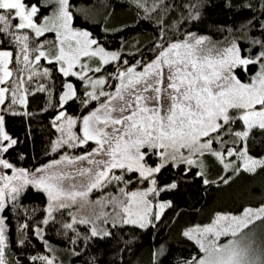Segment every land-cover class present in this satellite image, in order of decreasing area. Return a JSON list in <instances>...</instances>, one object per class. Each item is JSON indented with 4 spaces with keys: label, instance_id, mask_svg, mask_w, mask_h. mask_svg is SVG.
<instances>
[{
    "label": "snow or ice",
    "instance_id": "snow-or-ice-1",
    "mask_svg": "<svg viewBox=\"0 0 264 264\" xmlns=\"http://www.w3.org/2000/svg\"><path fill=\"white\" fill-rule=\"evenodd\" d=\"M130 3L136 26L152 35L130 41L122 34L135 28L106 19L103 33L121 34L113 50L81 25L99 21L80 0H0V264H127L133 240L116 233L156 229L174 207L162 193L264 174V0ZM209 6L232 12L231 22L211 34L193 31ZM40 95L42 111L52 110L58 135L50 152L59 158L29 170L10 162L21 140L8 125L30 121ZM32 188L46 194V207L34 226L20 224L16 246L22 251L36 237L45 254L24 260L10 246L8 213L20 214ZM24 211L34 218V209ZM57 223L66 244L60 254L45 234ZM179 236L193 253L174 256L161 243L149 264H264V202L216 212ZM113 239L123 245L109 261L98 242Z\"/></svg>",
    "mask_w": 264,
    "mask_h": 264
},
{
    "label": "trees",
    "instance_id": "trees-1",
    "mask_svg": "<svg viewBox=\"0 0 264 264\" xmlns=\"http://www.w3.org/2000/svg\"><path fill=\"white\" fill-rule=\"evenodd\" d=\"M80 3L81 6L90 7L89 16L93 20L99 21L97 26H93L82 20L81 25L89 27L95 35L106 39L107 46L111 49L119 47L121 34L103 33L102 29L106 19L109 27L127 24L129 28H135V31H125L122 34L130 41L143 40L152 35L150 28L145 27L144 24L137 27L134 23L136 9L130 0H80ZM213 3L220 4L221 0H213ZM109 13L111 15H108ZM231 20L232 12L209 6L203 12L202 22L192 27V30L201 34H211L216 25H225ZM46 106L43 95L37 96L31 100L30 110L34 115L30 121L26 117L13 118L9 123L10 134L21 140V143L9 156L10 162L15 165L35 168L58 155V153L50 152V141L54 140L58 134L49 125L52 110L42 111V108ZM17 153L23 154L24 158L18 160ZM211 178H216V170L212 171ZM162 180H167V174L162 177ZM160 199L172 200L174 207L166 210L165 216L162 217L161 222L157 223L156 229L134 230L130 226H124L122 232L116 233L117 236L123 237V240H133V252L124 254L127 264H149L151 251L161 243L170 245L174 256L180 255L181 252L186 256L193 253L194 245L191 242H183L179 236L180 231L193 224L209 222L216 212H236L242 206L259 205L264 202V174L259 176L242 174L234 177L228 185L205 186L199 181H191L183 184L179 190L173 193H162ZM46 201V194L37 189L25 190L20 198V202L24 206L20 209V214L18 215L15 211L8 213L10 216L9 243L12 251L21 259L26 260L29 255L45 254V249L41 247L43 242L38 241L36 237H31L30 242L22 251L17 248L16 241L19 239L21 223L29 222L34 226L42 219V210L46 207ZM24 209H27L29 213L34 209V218L29 217ZM57 217L60 218L59 214ZM64 218L67 219V216L65 215ZM59 232L60 225L57 223L47 226L45 233L49 246L56 249L58 254L63 253L66 247L64 238L58 234ZM133 233L135 234L134 239ZM123 240L119 244L115 239L107 243L98 242L100 244L99 252L104 255L105 259L111 261L116 258V250L123 245ZM27 264H31V262H27Z\"/></svg>",
    "mask_w": 264,
    "mask_h": 264
},
{
    "label": "rangeland",
    "instance_id": "rangeland-1",
    "mask_svg": "<svg viewBox=\"0 0 264 264\" xmlns=\"http://www.w3.org/2000/svg\"><path fill=\"white\" fill-rule=\"evenodd\" d=\"M114 50V49H113ZM92 147V145H89V148H91ZM66 151H68L69 152V154H74V155H78V154H80V152L82 151V150H80V149H76V150H66ZM59 158V154L56 156V157H54V158H51L50 160H48V161H46L45 163H43V164H41V165H39V166H37V167H40V166H42V165H44V164H47V163H49L52 159H58ZM15 166H17V167H22V166H18V165H15ZM61 167H64L63 165L61 166ZM69 167H71V166H69ZM23 168H26V167H23ZM36 168V167H35ZM27 169H29V170H31V169H34V168H27ZM110 190V189H109ZM99 195V193H96L94 196H93V198H96V196H98ZM163 200H165V199H163ZM260 205V204H259ZM259 205H248V206H252V207H258ZM220 212H230V211H220ZM233 213H235V212H233ZM207 223H210V221L209 222H207ZM207 223H204V224H207ZM203 225V224H202Z\"/></svg>",
    "mask_w": 264,
    "mask_h": 264
}]
</instances>
